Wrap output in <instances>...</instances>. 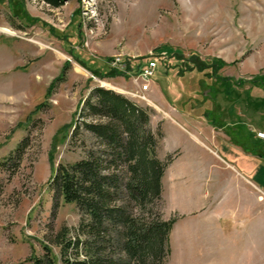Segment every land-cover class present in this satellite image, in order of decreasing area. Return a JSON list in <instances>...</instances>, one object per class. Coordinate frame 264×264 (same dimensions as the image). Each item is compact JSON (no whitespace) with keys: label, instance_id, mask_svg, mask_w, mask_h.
<instances>
[{"label":"rangeland","instance_id":"1","mask_svg":"<svg viewBox=\"0 0 264 264\" xmlns=\"http://www.w3.org/2000/svg\"><path fill=\"white\" fill-rule=\"evenodd\" d=\"M0 27L14 33L0 31V264H32L47 247L65 264L63 247L78 239L66 259H85L84 242H93L104 264H138L120 247V228L107 224L94 240L82 228L90 217L58 197L51 183L57 168L85 158L116 173V205L143 222L176 221L166 264H264V214L242 224L256 212V199L233 184L225 155L203 141L194 150L186 138L181 145L165 137L179 110L208 127L212 144L228 148L232 139L247 155L264 157V0H0ZM150 61L157 68L143 92L140 75ZM98 87L146 110L156 157L172 158L160 200L131 199L126 164L116 169L85 128L108 121L88 107ZM198 155L207 157L204 170L177 182L184 165L185 174L200 165ZM228 185L242 195L232 188L216 205ZM225 197L242 203L225 205Z\"/></svg>","mask_w":264,"mask_h":264},{"label":"trees","instance_id":"2","mask_svg":"<svg viewBox=\"0 0 264 264\" xmlns=\"http://www.w3.org/2000/svg\"><path fill=\"white\" fill-rule=\"evenodd\" d=\"M47 1L58 4V0ZM93 95L95 103L88 107L95 111L94 114L108 118V121H87L84 122L85 128L96 134L105 146L104 150L110 152L109 157L114 158L112 162L116 164V169L119 163L126 164L128 179L124 182V188L131 199L139 205L160 200L162 178L172 158L161 161L156 157L157 140L147 128L150 118L146 110L124 96L101 87L94 89ZM78 130L77 126L73 136ZM86 157L96 156L92 154ZM115 178L116 173L106 172L103 161L85 158L71 165H60L51 178V183L57 190L58 197H62L68 204H75L90 217L91 223L87 227L82 225L84 234L99 241L107 224L120 228V247L130 261L148 264L153 258V263L166 264V257L170 254V233L176 221H165L159 217L151 222H143L133 213H128L126 206L116 205L113 202L115 193L112 192ZM71 245L79 248L80 240L70 241L63 247L65 264H104L95 247L96 243L93 242H84L87 250L85 259H66V252ZM46 249L47 253L43 258L32 256L30 262L56 264L51 249Z\"/></svg>","mask_w":264,"mask_h":264},{"label":"crops","instance_id":"3","mask_svg":"<svg viewBox=\"0 0 264 264\" xmlns=\"http://www.w3.org/2000/svg\"><path fill=\"white\" fill-rule=\"evenodd\" d=\"M171 117L176 120V124L173 123H169L166 129V133H165V137L167 138V142L169 143V138L172 136L173 139H177V143L181 144L180 139H187V143L189 144L194 150H196V148H198V141H203L205 145V143H207L206 145H212L214 147L217 148L218 153L225 155V157H220L221 159H223L225 161V163L228 165L229 167V172L231 174H233L236 177V180H233V184L238 182V186H241V190L242 192L246 193L247 195L250 194L252 195L253 198H255V204L251 207V209L256 210V212L250 216L249 218H245L243 219V223L244 225H248V224H253V222L255 220H258L260 218V216H262L264 214V157H253L250 155H247L246 153L242 152L239 147H237L231 139V133L227 132L226 135H228V137L231 139L230 143V147L227 148L226 147H222V146H217L216 141L213 142V138H212V134H208V127L206 125H202V123H200L199 121L193 119L191 113L188 112H183V111H179L176 110L174 113L171 114ZM178 121V122H177ZM199 125H196L198 124ZM194 125H196L197 127H194ZM193 128H190V127ZM189 129V130H188ZM212 132V131H211ZM258 138V137H257ZM259 139V138H258ZM179 140V141H178ZM261 140V139H260ZM228 143V144H229ZM178 145V146H181ZM183 147V146H181ZM180 147V148H181ZM190 147V149H192ZM179 148V147H178ZM176 148V149H178ZM175 150V149H174ZM195 153V152H194ZM217 153V154H218ZM190 155H195L191 153ZM219 155V154H218ZM199 156V163L200 165L197 167H195L194 170H192V174H185V170L188 167L187 165L183 166V175L181 176H177L176 180L177 182H187L188 180L190 182H192L193 178L197 177V172L200 174V172L202 170H204L205 168V158L207 157H203V156ZM191 157V156H190ZM183 157L182 160H184ZM209 158V157H208ZM212 157H210L211 159ZM190 160V159H189ZM195 160V158H194ZM191 168H194V166L192 165ZM217 171V170H215ZM217 175V173H216ZM203 183H211V184H216L217 182L211 179H207L205 181H203ZM234 188L237 191V195L241 196V191L240 189H236L233 185H228L227 187H225V189H222L221 193L219 194L218 198L215 201V204L218 205L220 203V201L222 200V198L224 196L227 195V193L230 190V194L231 191H233ZM257 191V193H256ZM233 193V192H232ZM180 194L182 195H186V191L181 190ZM229 195V194H228ZM227 198L229 199V197H225L224 199L227 200ZM209 200L206 199L204 202V206L201 207L200 209H207L208 205L206 204L207 201ZM235 198V201L230 203V199L228 201H225V205H232L235 208L236 206H240L242 201H238ZM224 202V201H223ZM221 202V203H223ZM210 204H212L211 202H209ZM220 203V204H221ZM214 204V205H215ZM213 207H211L212 210ZM249 209V208H248ZM246 223V224H245ZM246 233L243 234V238H246V235L248 234L249 229H245ZM217 250V249H216ZM215 250V251H216Z\"/></svg>","mask_w":264,"mask_h":264},{"label":"built area","instance_id":"4","mask_svg":"<svg viewBox=\"0 0 264 264\" xmlns=\"http://www.w3.org/2000/svg\"><path fill=\"white\" fill-rule=\"evenodd\" d=\"M156 68H157V62L156 61H150L148 63V65L144 69H142L140 76L143 79V82H142V86H143L142 91L143 92L149 89L148 83L151 80V78L154 76ZM258 137L264 140V132L258 133Z\"/></svg>","mask_w":264,"mask_h":264},{"label":"bare ground","instance_id":"5","mask_svg":"<svg viewBox=\"0 0 264 264\" xmlns=\"http://www.w3.org/2000/svg\"><path fill=\"white\" fill-rule=\"evenodd\" d=\"M0 31L3 32V33H7V34H14L11 30L7 29V28H3V27H0Z\"/></svg>","mask_w":264,"mask_h":264}]
</instances>
